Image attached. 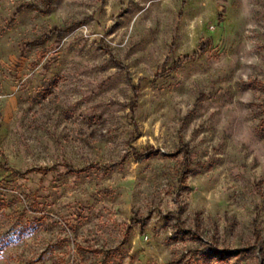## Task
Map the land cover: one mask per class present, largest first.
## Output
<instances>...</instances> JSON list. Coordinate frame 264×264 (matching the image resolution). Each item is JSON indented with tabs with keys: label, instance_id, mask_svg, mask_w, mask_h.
Listing matches in <instances>:
<instances>
[{
	"label": "rangeland",
	"instance_id": "1",
	"mask_svg": "<svg viewBox=\"0 0 264 264\" xmlns=\"http://www.w3.org/2000/svg\"><path fill=\"white\" fill-rule=\"evenodd\" d=\"M0 264H264V0H0Z\"/></svg>",
	"mask_w": 264,
	"mask_h": 264
},
{
	"label": "trees",
	"instance_id": "2",
	"mask_svg": "<svg viewBox=\"0 0 264 264\" xmlns=\"http://www.w3.org/2000/svg\"><path fill=\"white\" fill-rule=\"evenodd\" d=\"M69 167V166H68ZM69 168H71V167H69ZM16 170V169H15ZM17 172H19L18 170H17ZM80 172V171H79ZM142 224V226H141V233H144L145 232V230H144V223H141Z\"/></svg>",
	"mask_w": 264,
	"mask_h": 264
}]
</instances>
